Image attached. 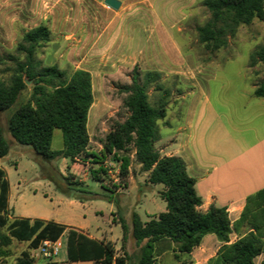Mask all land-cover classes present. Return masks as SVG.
Returning <instances> with one entry per match:
<instances>
[{
  "label": "trees",
  "instance_id": "16d2710c",
  "mask_svg": "<svg viewBox=\"0 0 264 264\" xmlns=\"http://www.w3.org/2000/svg\"><path fill=\"white\" fill-rule=\"evenodd\" d=\"M211 13V20L198 26L201 43L212 51L227 45V35L233 36L240 25L251 24L255 19L264 21V0H201ZM51 31L40 25L25 32L17 44V51L25 55V61L18 62L17 69L6 82L0 80V112L10 110L26 90V80H33L30 98L14 109L8 120L9 137H5L0 126V160L8 156L12 140L15 145L29 146L48 166L60 158L71 163L93 157L105 159L112 156L120 163L119 186L127 188L131 170V155L144 172L148 173L146 185H163L161 198L166 202V211L143 222L137 213L132 215L131 226L120 216L123 230L122 243L128 241L129 232L137 245H142L139 264H155L162 253L172 251L174 264H190V254L200 245L207 234L216 235L222 243L217 255L208 264H255L264 254V188L249 195L241 216L232 223L225 207H211L207 212L199 211L201 197L195 190L196 180L192 178L181 157L163 156L156 148L161 139L159 121L167 116L170 91L161 83L160 72H140L135 68L124 105L129 111L127 119L117 121L102 141L101 156L89 151L90 135L88 117L94 102L91 74L84 70L69 72L59 65L41 66L36 58L37 50L50 41ZM10 59L16 60L13 55ZM18 60V59H17ZM261 63L264 68V46L251 54V66ZM40 67V68H38ZM142 79V81H141ZM163 90L162 98L150 103L148 89ZM254 95L264 99V79L256 85ZM60 129L63 147L53 150L54 131ZM102 157V158H101ZM90 178L105 181L108 170L101 165L89 170ZM46 177L56 181L54 175ZM63 191L67 196L82 200L81 193H87L83 182L71 181L62 176ZM113 187L118 188L113 183ZM10 184L5 171L0 168V228L6 227L8 234L0 230V259L6 257L4 250L12 240L28 242L29 250L10 264L37 263L31 251L38 248L42 240L63 241L70 263L93 261L97 264H126L130 256L114 258L115 249L110 242L97 241L75 229L41 219L15 218L9 216ZM110 193H115L111 189ZM104 199L113 201L111 194ZM241 237L231 243L233 232ZM261 264H264V260Z\"/></svg>",
  "mask_w": 264,
  "mask_h": 264
},
{
  "label": "crops",
  "instance_id": "0c3cea01",
  "mask_svg": "<svg viewBox=\"0 0 264 264\" xmlns=\"http://www.w3.org/2000/svg\"><path fill=\"white\" fill-rule=\"evenodd\" d=\"M118 1L121 6L114 9L105 0H0V51L11 53L25 32L46 25L51 37L49 42L38 48L39 59H45L46 66L57 64L69 72H89L93 91L95 83L102 80L103 84H107L124 75L131 79L135 68L142 73L160 72L165 80L177 77L179 89H187L189 102H181L180 108L176 104L168 105L167 116L161 121L163 126H159L161 139L156 148L163 156H178L184 160L188 174L196 180L195 190L202 199L199 211L205 213L213 206L225 207L234 223L241 216L246 198L264 188V102H243L261 107V117L255 130H239L237 133L227 127L215 103L209 102L207 90L203 87L209 78L204 70L209 71L214 61L204 63L192 50L185 51L176 38V33L183 31L182 22L187 21L191 10L201 1L196 5V0L173 3L174 8L179 10V17L174 23L169 14L173 6L171 0ZM160 2L161 13L157 11ZM196 69H203V73L199 76L195 73ZM248 69L251 71V68ZM248 71L247 77L251 81ZM252 87L254 94L256 85L252 84ZM229 121L232 124V117ZM89 122L90 113L88 131ZM161 128L166 131L162 132ZM66 162L67 159H63V163ZM0 168L8 179L6 169L2 165ZM147 176L145 172L141 177L146 189L150 188L146 185ZM9 184L8 209L12 213V186ZM134 184L141 186L139 177ZM9 216L11 219L54 222L65 226L66 231L75 229L97 241H104L81 228L52 219L19 217L14 213ZM244 232H233L230 242L237 241ZM130 236L133 237L131 231L128 239ZM112 245L114 258L127 255L130 258L126 264H139L142 245L136 244L139 254H132L123 243ZM221 246L216 235H205L200 245L191 252L190 264H208ZM119 249H123V255L119 254ZM171 256L172 251L162 253L155 264H174ZM63 259L60 258L61 261ZM65 259L64 262L70 264L67 252ZM263 260L264 254L257 258L255 264H261ZM47 261L39 259L37 263ZM50 264L59 263L53 261Z\"/></svg>",
  "mask_w": 264,
  "mask_h": 264
},
{
  "label": "rangeland",
  "instance_id": "374dc122",
  "mask_svg": "<svg viewBox=\"0 0 264 264\" xmlns=\"http://www.w3.org/2000/svg\"><path fill=\"white\" fill-rule=\"evenodd\" d=\"M171 1L172 4L180 1L192 2V0ZM200 1L196 0L195 5ZM160 5L161 2L157 9L159 13L162 12ZM174 7L173 4L169 13L173 23L179 17V10ZM210 20L211 13L202 5L201 1L191 10L187 21L182 22L183 31L179 34L176 33V38L185 51L192 50L201 57L204 63L214 61V65L209 71L204 68V74L209 79L203 87L207 90L209 102L215 103L223 121L228 124L227 127L234 131L233 133H237L239 130L243 132L255 130L256 122L261 117V107L252 103L243 104V102H264L263 98H258L253 94L252 87V84L257 85L264 79L263 65L258 63L251 66L250 64L251 54L264 46V21L255 19L251 24L240 25L233 36L227 35L226 46L212 51L200 42L197 32L198 26H204ZM17 44L9 54L0 51V80L10 81L17 69L18 62L25 61V55L17 51ZM9 55H13L18 60L10 59ZM36 58L41 66H46L45 59H39L37 54ZM248 68H251V71H248L250 70ZM247 71L251 81L247 77ZM195 73L200 76L203 69H196ZM128 77V75H124L107 84H103L102 80L94 85V102L90 110L89 122V150L99 156H101L103 148L102 141L112 125L117 121H125L129 115V111L124 105L127 96L124 87L132 83ZM26 81L28 82L27 88L19 96L16 104L10 110L0 112V126L3 128L5 137L10 136L8 120L12 111L30 98L34 81L29 79ZM161 83L170 91L166 99L169 104H176L180 108L181 102H189L190 96L187 94V89L183 87L179 89L177 77L172 76L167 80L163 78ZM148 94L150 103L155 105L162 98L163 90H155L153 86L148 89ZM230 117L233 120L232 124L230 121L228 122ZM159 124V126H163L161 121ZM161 131L165 132L166 130L161 128ZM10 143V152L8 156L0 160V165L6 169L12 186L13 212H9L12 216L14 213L19 217L52 219L75 228H81L106 242L120 245L123 236L120 216L124 217L131 226L133 212L138 213L142 221H148L155 214L166 211V202L160 196V192L164 189L163 185H150V188H145V182L142 179L145 172L136 161L134 153H130L129 186L123 188L119 186L121 164L115 162L111 155L105 159H96L99 163H93V157L86 158L84 161L81 159L77 162L78 164L71 163L69 160L63 163V159L60 158L48 166L42 162L40 156L31 147L15 145L12 140ZM51 147L53 150L63 147V135L60 129L54 131ZM100 165L108 170L105 181H96L90 178L89 170L98 168ZM47 173L54 175L56 181L46 177ZM117 174L118 176L115 177ZM62 176H68L71 181L85 183L83 190L87 193H81L84 196L82 200L74 199L64 193ZM138 177L142 181L141 186L134 184ZM147 179L148 176L145 180L146 183ZM113 183L118 188L113 187ZM111 189L116 194L110 193ZM120 192L122 193L120 194ZM106 194H111L114 197L113 201L104 199L103 195ZM0 230L4 234H8L6 227L0 228ZM124 245L125 249L130 248L132 254H139L134 237L130 236ZM3 249L8 252V255L0 259V264H10L15 262L22 252L29 250V245L26 242L12 240ZM119 254L123 255V249H119ZM61 257H64L63 261L60 260ZM65 257L66 248L64 247L58 256L46 263L58 261L59 264H67L64 262ZM70 264H93V262L82 261Z\"/></svg>",
  "mask_w": 264,
  "mask_h": 264
},
{
  "label": "built area",
  "instance_id": "2783aa9c",
  "mask_svg": "<svg viewBox=\"0 0 264 264\" xmlns=\"http://www.w3.org/2000/svg\"><path fill=\"white\" fill-rule=\"evenodd\" d=\"M117 176L118 174L115 177ZM62 248H63V241L61 238L57 240L45 239L41 241L38 248L32 250L31 257L36 261L39 259L50 260L58 256Z\"/></svg>",
  "mask_w": 264,
  "mask_h": 264
},
{
  "label": "water",
  "instance_id": "95a60500",
  "mask_svg": "<svg viewBox=\"0 0 264 264\" xmlns=\"http://www.w3.org/2000/svg\"><path fill=\"white\" fill-rule=\"evenodd\" d=\"M105 3L114 9H118L121 6V2L118 0H105ZM26 84H28L27 81Z\"/></svg>",
  "mask_w": 264,
  "mask_h": 264
}]
</instances>
